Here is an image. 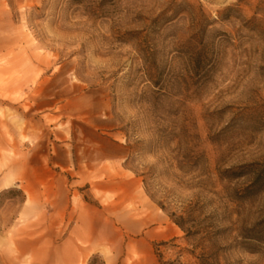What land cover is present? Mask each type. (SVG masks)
<instances>
[{"label": "rangeland", "instance_id": "1", "mask_svg": "<svg viewBox=\"0 0 264 264\" xmlns=\"http://www.w3.org/2000/svg\"><path fill=\"white\" fill-rule=\"evenodd\" d=\"M158 254L264 264V0H0V264Z\"/></svg>", "mask_w": 264, "mask_h": 264}, {"label": "trees", "instance_id": "2", "mask_svg": "<svg viewBox=\"0 0 264 264\" xmlns=\"http://www.w3.org/2000/svg\"><path fill=\"white\" fill-rule=\"evenodd\" d=\"M179 227H181L183 230H184V224L181 220H173ZM185 231L187 232L186 234H189V230L188 229H185ZM163 244H166V242H160L157 244V247L160 246V245H163ZM156 247V249H157ZM159 256V264H182L181 262H178L176 260H171V261H162V256L161 254H158Z\"/></svg>", "mask_w": 264, "mask_h": 264}]
</instances>
